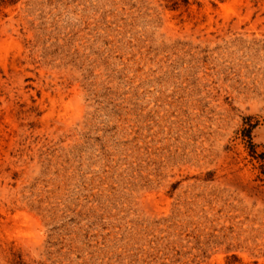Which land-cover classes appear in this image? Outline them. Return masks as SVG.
Returning a JSON list of instances; mask_svg holds the SVG:
<instances>
[{"label": "rangeland", "instance_id": "374dc122", "mask_svg": "<svg viewBox=\"0 0 264 264\" xmlns=\"http://www.w3.org/2000/svg\"><path fill=\"white\" fill-rule=\"evenodd\" d=\"M264 0H0V264H264Z\"/></svg>", "mask_w": 264, "mask_h": 264}, {"label": "trees", "instance_id": "16d2710c", "mask_svg": "<svg viewBox=\"0 0 264 264\" xmlns=\"http://www.w3.org/2000/svg\"><path fill=\"white\" fill-rule=\"evenodd\" d=\"M260 158L264 160V154H261ZM262 173L264 174V165L262 166Z\"/></svg>", "mask_w": 264, "mask_h": 264}]
</instances>
